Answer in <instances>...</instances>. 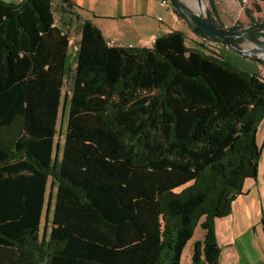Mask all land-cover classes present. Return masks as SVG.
I'll return each instance as SVG.
<instances>
[{"label":"trees","instance_id":"obj_1","mask_svg":"<svg viewBox=\"0 0 264 264\" xmlns=\"http://www.w3.org/2000/svg\"><path fill=\"white\" fill-rule=\"evenodd\" d=\"M55 1L73 6L0 0V264H180L197 226L191 264H218L214 221L258 174L264 76L198 28L193 48L181 31L121 47L84 21L70 53ZM207 16L245 26L225 28L215 0Z\"/></svg>","mask_w":264,"mask_h":264},{"label":"crops","instance_id":"obj_2","mask_svg":"<svg viewBox=\"0 0 264 264\" xmlns=\"http://www.w3.org/2000/svg\"><path fill=\"white\" fill-rule=\"evenodd\" d=\"M179 1L197 12L192 8L198 5L197 0ZM55 2L60 14L54 26L63 32L75 28L77 36L69 37L74 50L84 21H90L107 43L121 47L150 48L158 36L172 31L183 32L194 43L198 40L187 23L172 8L162 7L160 0H70L71 8L61 1ZM219 2L215 0L218 13ZM255 71L263 76L261 67L256 65ZM256 143L261 149L256 179L245 180L243 194L232 202L231 213L214 221V235L220 249L218 264H264V118L257 128ZM203 236L202 230L196 240H191L190 262L193 244Z\"/></svg>","mask_w":264,"mask_h":264},{"label":"rangeland","instance_id":"obj_3","mask_svg":"<svg viewBox=\"0 0 264 264\" xmlns=\"http://www.w3.org/2000/svg\"><path fill=\"white\" fill-rule=\"evenodd\" d=\"M3 2L6 3H16L17 0H2ZM221 3V7L219 8V13H220V19L223 22V25L225 28H229L235 24H243L245 25L243 27V30L246 28V18H245V13L246 11L249 12L253 17L264 20V3H252L250 2L248 6H246L244 9H242L239 4L238 1L237 3H234L233 0H219ZM53 17L54 20L58 22V16H59V9L57 6V3L54 2L53 5ZM194 10H197L199 12H201V14L203 16H206V12L208 10V0H200L199 3V7L198 5H195L194 7H192ZM242 30V31H243ZM68 37H76L77 33L75 28L72 30H68L65 32ZM261 41L264 42V39H261ZM69 50L70 53L74 52V43L69 44ZM186 45L188 47H196V44L190 40H186ZM240 47L242 49H251L254 47V45L250 44L248 41H244ZM223 52V56L229 61L231 62L234 66H236L238 69L243 70L245 72H252L255 71L256 65L253 64L248 58V57H242L238 54H235L233 52H231L227 47L222 49ZM262 69V68H261ZM262 74L264 76V69H262ZM69 89V82L65 81L64 83V87L62 89L63 93H67ZM58 125L61 129V131H63L64 127H65V117H63L62 119L59 117L58 120ZM258 128V127H257ZM59 141L62 140V138H58ZM195 232L193 231V235L192 238L188 241V243L186 244V246L184 247L182 254H181V260L180 263L181 264H191L190 262V257H189V253H190V249H189V244L191 242V240H196L198 238V233L202 232L201 228L199 226L195 227Z\"/></svg>","mask_w":264,"mask_h":264},{"label":"water","instance_id":"obj_4","mask_svg":"<svg viewBox=\"0 0 264 264\" xmlns=\"http://www.w3.org/2000/svg\"><path fill=\"white\" fill-rule=\"evenodd\" d=\"M172 9L176 14L183 18V21L187 23L190 28L201 29L211 36L220 40L231 52L238 54L242 57H258L264 60V42L261 40H255L249 34L244 31H228L216 28L209 20L206 12V16H203L201 12L192 11L186 5L179 0H168ZM198 7L200 0H197ZM242 37L244 41H248L254 45L251 49H242L241 47L233 46L229 42V38Z\"/></svg>","mask_w":264,"mask_h":264},{"label":"built area","instance_id":"obj_5","mask_svg":"<svg viewBox=\"0 0 264 264\" xmlns=\"http://www.w3.org/2000/svg\"><path fill=\"white\" fill-rule=\"evenodd\" d=\"M22 0H18V2H21ZM238 1V4L239 6L244 9L246 6L249 5L250 3V0H237ZM159 4L162 6V7H165V8H172L169 1L168 0H160ZM158 20H160V18H158ZM154 43V42H153ZM114 44L112 42H109V46H113Z\"/></svg>","mask_w":264,"mask_h":264}]
</instances>
